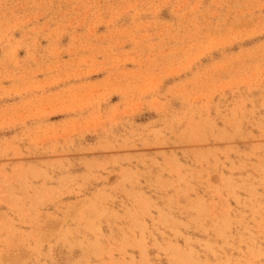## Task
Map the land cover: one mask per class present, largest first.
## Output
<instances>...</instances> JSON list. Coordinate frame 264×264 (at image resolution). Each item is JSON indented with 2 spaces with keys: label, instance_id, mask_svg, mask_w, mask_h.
Returning a JSON list of instances; mask_svg holds the SVG:
<instances>
[{
  "label": "rangeland",
  "instance_id": "1",
  "mask_svg": "<svg viewBox=\"0 0 264 264\" xmlns=\"http://www.w3.org/2000/svg\"><path fill=\"white\" fill-rule=\"evenodd\" d=\"M0 264H264V0H0Z\"/></svg>",
  "mask_w": 264,
  "mask_h": 264
},
{
  "label": "bare ground",
  "instance_id": "2",
  "mask_svg": "<svg viewBox=\"0 0 264 264\" xmlns=\"http://www.w3.org/2000/svg\"><path fill=\"white\" fill-rule=\"evenodd\" d=\"M180 254H182V253H180Z\"/></svg>",
  "mask_w": 264,
  "mask_h": 264
}]
</instances>
